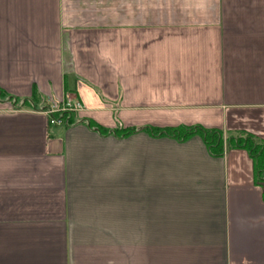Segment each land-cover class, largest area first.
Instances as JSON below:
<instances>
[{
  "label": "crops",
  "instance_id": "crops-1",
  "mask_svg": "<svg viewBox=\"0 0 264 264\" xmlns=\"http://www.w3.org/2000/svg\"><path fill=\"white\" fill-rule=\"evenodd\" d=\"M178 125L264 139V0H0V264H264L253 159Z\"/></svg>",
  "mask_w": 264,
  "mask_h": 264
},
{
  "label": "trees",
  "instance_id": "trees-1",
  "mask_svg": "<svg viewBox=\"0 0 264 264\" xmlns=\"http://www.w3.org/2000/svg\"><path fill=\"white\" fill-rule=\"evenodd\" d=\"M66 116V115H65ZM71 115L68 119L69 124L73 122ZM93 126V124H90ZM151 135L171 136L179 140H184L193 135H200L206 143L209 151L217 156H222L226 149H243L249 153L255 165V178L261 183L264 198V139L249 133L225 134L223 130L217 128H205L200 125H178L175 127H146ZM99 132L109 133L106 128L98 127ZM135 129H114L115 135H128ZM227 135V137H226Z\"/></svg>",
  "mask_w": 264,
  "mask_h": 264
},
{
  "label": "built area",
  "instance_id": "built-area-1",
  "mask_svg": "<svg viewBox=\"0 0 264 264\" xmlns=\"http://www.w3.org/2000/svg\"><path fill=\"white\" fill-rule=\"evenodd\" d=\"M78 110H82L81 104L78 103L76 106H73L70 103H66L64 106L53 105L45 113L49 117V122L51 124L69 125L68 119L70 114Z\"/></svg>",
  "mask_w": 264,
  "mask_h": 264
},
{
  "label": "rangeland",
  "instance_id": "rangeland-1",
  "mask_svg": "<svg viewBox=\"0 0 264 264\" xmlns=\"http://www.w3.org/2000/svg\"><path fill=\"white\" fill-rule=\"evenodd\" d=\"M83 110V109H82ZM73 113V112H72ZM68 116V115H67ZM243 134V133H242ZM242 134H237V135H242ZM228 135V134H227ZM227 135H226V137H227ZM243 135H245V134H243Z\"/></svg>",
  "mask_w": 264,
  "mask_h": 264
}]
</instances>
